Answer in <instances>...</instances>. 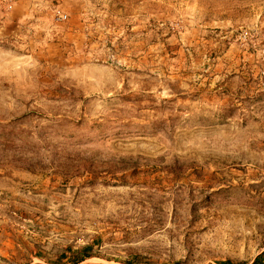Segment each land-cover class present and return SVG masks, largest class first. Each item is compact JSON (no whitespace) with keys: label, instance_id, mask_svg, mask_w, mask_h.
I'll return each instance as SVG.
<instances>
[{"label":"rangeland","instance_id":"374dc122","mask_svg":"<svg viewBox=\"0 0 264 264\" xmlns=\"http://www.w3.org/2000/svg\"><path fill=\"white\" fill-rule=\"evenodd\" d=\"M87 244L264 264V0H0V264Z\"/></svg>","mask_w":264,"mask_h":264},{"label":"trees","instance_id":"16d2710c","mask_svg":"<svg viewBox=\"0 0 264 264\" xmlns=\"http://www.w3.org/2000/svg\"><path fill=\"white\" fill-rule=\"evenodd\" d=\"M90 246L87 245H83L81 247L76 248L73 251V254H71L70 256H68V259L63 261L60 260V258H58L57 260L53 261V264H79L81 263L83 260L93 256L92 253L88 252L87 249ZM70 249V248H69ZM259 258V256H258ZM257 260V258L255 259V261ZM86 264H106L103 262H91V263H86ZM125 264H134L133 262H125Z\"/></svg>","mask_w":264,"mask_h":264}]
</instances>
